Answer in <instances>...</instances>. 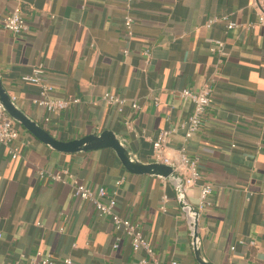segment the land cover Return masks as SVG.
Listing matches in <instances>:
<instances>
[{
  "label": "crops",
  "instance_id": "0c3cea01",
  "mask_svg": "<svg viewBox=\"0 0 264 264\" xmlns=\"http://www.w3.org/2000/svg\"><path fill=\"white\" fill-rule=\"evenodd\" d=\"M15 7L27 33L2 27ZM125 13L123 0H0L3 87L54 138L111 131L147 164L158 134L191 114V102L179 93L211 85L213 101L200 130L188 140L185 130H176L167 146L199 159L201 179L185 189L186 204L196 207L204 182L213 188L212 205L198 218L202 258L210 264H264V24H257L264 0H135L131 37L123 28ZM224 16L240 27L228 31L220 20L206 27ZM208 40L222 41L226 56L212 54ZM35 66L43 67L54 97L79 99L48 123L47 113L32 104L38 88L21 81ZM106 92L126 100L122 112L102 102ZM20 128V142L29 144L19 143L17 159L0 145V264L21 257L25 263L37 250L58 264L65 258L73 264L147 259L108 218L74 197L72 183L38 176L62 170L91 189L116 190V212L141 228L161 262L199 264L189 217L170 181L128 173L110 149L56 152Z\"/></svg>",
  "mask_w": 264,
  "mask_h": 264
},
{
  "label": "built area",
  "instance_id": "2783aa9c",
  "mask_svg": "<svg viewBox=\"0 0 264 264\" xmlns=\"http://www.w3.org/2000/svg\"><path fill=\"white\" fill-rule=\"evenodd\" d=\"M125 4L126 13L123 16V28L126 34L131 37L133 35V26L135 23L134 18L130 14L131 5L135 0H123ZM217 20L222 21L225 24L226 30H236L240 26L228 20L227 17H221L220 19H211L206 22V27L209 28ZM258 25L264 24V13L258 14ZM2 27L11 33L18 35L28 32V24L21 13L19 7H15L13 11L4 17L2 21ZM253 25H248L247 28H251ZM210 43V52L218 57L226 56L224 43L220 40H208ZM127 54V52H125ZM145 56H149V52L143 53ZM24 83L31 84L38 88V97L32 100V104L43 109L47 116L43 119L44 123L50 121L52 115L59 114L64 110L79 103V99L74 97L68 98H56L53 96V87L49 84L45 72L42 66H35L32 68L29 75H25L21 78ZM180 99L183 101H189L192 104V111L187 120L180 122L175 127L169 130L161 131L156 140L152 143V162H158L164 165L172 166L174 173L178 176V181L171 180L175 190H179L182 195L186 188L194 185L201 179V171L199 168V159L197 157H189L186 154L185 148L171 153L170 148L167 146L168 137L176 132V130H185V140L190 139L199 130L204 120L206 110L210 107L213 101V90L211 85H204L198 91H192L184 89L179 93ZM15 102V98H11ZM102 102L109 106L115 107L117 111L122 112L123 108L127 105L126 100L120 98L114 93L106 92L101 97ZM156 105L158 103H155ZM131 109L137 111L139 109L136 103L131 104ZM21 139V128L15 123L11 117L0 106V145L7 149L8 156L11 160H15L19 154V145L29 144L28 141ZM20 143V144H19ZM260 148L264 149V141L259 144ZM232 148L235 145L231 146ZM38 176L41 179H48L53 182L67 183L70 182L73 185V195L76 199L88 203L93 206L94 210L100 217L108 218L112 224L114 230L121 232L130 242L132 250L134 252L144 251L147 255V259H141L138 264H164L159 260L154 253L153 248L149 244L148 240L144 237L141 228L130 221L129 218L123 217L116 212V198L117 191H107L103 187L91 189L85 185H82L76 181L74 176L67 170H62L57 173H49L39 171ZM121 180L116 183L120 185ZM213 192L212 185L204 182L200 186L197 205L195 210L200 213L204 212L211 207V194ZM184 196V195H183ZM165 199V198H164ZM179 200V198H178ZM184 211L187 210L183 209ZM188 215V213H187ZM190 220V230H193V219L188 215ZM1 237V234H0ZM239 245H244L243 240L237 242ZM250 246H254L255 242L250 241ZM74 247V245L72 246ZM113 248H117V243L113 245ZM234 250V247L231 248ZM22 259V260H21ZM8 264H58L56 260L48 252L37 250L26 262H23V257L18 258L14 262ZM61 264H73L71 259L65 258L61 261ZM171 264H177L172 262Z\"/></svg>",
  "mask_w": 264,
  "mask_h": 264
},
{
  "label": "water",
  "instance_id": "95a60500",
  "mask_svg": "<svg viewBox=\"0 0 264 264\" xmlns=\"http://www.w3.org/2000/svg\"><path fill=\"white\" fill-rule=\"evenodd\" d=\"M0 106L11 117L39 143L63 154H77L91 152L101 149H110L114 152L123 168L132 175H148L160 179L178 181V176L174 173L172 166L158 162L142 163L124 144V142L111 131H103L100 134L95 132L79 139L71 141H61L51 136L35 121L26 116L19 107L12 101L6 92L0 79ZM178 203L181 209H186L188 215L193 219L192 248L199 264H210L206 262L200 254V242L197 235V225L199 214L193 206L185 203L184 196L177 189Z\"/></svg>",
  "mask_w": 264,
  "mask_h": 264
}]
</instances>
